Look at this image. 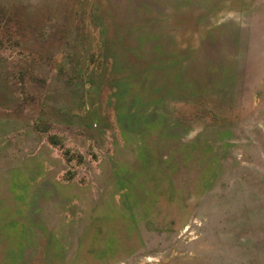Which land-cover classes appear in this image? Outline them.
Masks as SVG:
<instances>
[{"label": "rangeland", "instance_id": "obj_1", "mask_svg": "<svg viewBox=\"0 0 264 264\" xmlns=\"http://www.w3.org/2000/svg\"><path fill=\"white\" fill-rule=\"evenodd\" d=\"M0 264H264V0H0Z\"/></svg>", "mask_w": 264, "mask_h": 264}]
</instances>
